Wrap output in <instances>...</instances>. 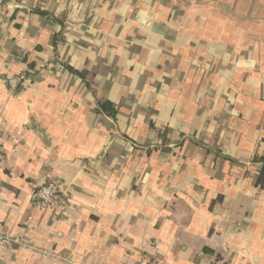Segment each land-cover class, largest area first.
Here are the masks:
<instances>
[{
  "label": "crops",
  "instance_id": "0c3cea01",
  "mask_svg": "<svg viewBox=\"0 0 264 264\" xmlns=\"http://www.w3.org/2000/svg\"><path fill=\"white\" fill-rule=\"evenodd\" d=\"M0 150V264H264V0H0Z\"/></svg>",
  "mask_w": 264,
  "mask_h": 264
},
{
  "label": "built area",
  "instance_id": "2783aa9c",
  "mask_svg": "<svg viewBox=\"0 0 264 264\" xmlns=\"http://www.w3.org/2000/svg\"><path fill=\"white\" fill-rule=\"evenodd\" d=\"M25 75H18L12 77L8 80V84L11 89H15L19 86L20 83L26 82ZM5 166V156L3 152L0 150V170ZM65 191L62 187H60L56 182L48 181L41 185H39L33 192L32 197L34 203L38 207L47 208L49 206H65L67 204L65 199ZM9 245H18L24 246L26 244L17 237L9 236L5 233L0 232V247H6ZM134 264H145L143 262L134 263ZM206 264H231L227 260H211Z\"/></svg>",
  "mask_w": 264,
  "mask_h": 264
},
{
  "label": "trees",
  "instance_id": "16d2710c",
  "mask_svg": "<svg viewBox=\"0 0 264 264\" xmlns=\"http://www.w3.org/2000/svg\"><path fill=\"white\" fill-rule=\"evenodd\" d=\"M101 109L104 112L109 113L110 115H114L115 114V108L111 104H109V103H103V104H101Z\"/></svg>",
  "mask_w": 264,
  "mask_h": 264
}]
</instances>
